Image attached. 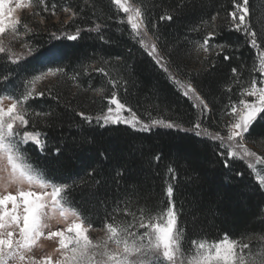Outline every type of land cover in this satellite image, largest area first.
Masks as SVG:
<instances>
[{"label":"trees","instance_id":"1","mask_svg":"<svg viewBox=\"0 0 264 264\" xmlns=\"http://www.w3.org/2000/svg\"><path fill=\"white\" fill-rule=\"evenodd\" d=\"M132 1L149 18V34L165 53L169 71L191 82L211 109L202 123L210 131H222L229 104L236 102L241 89L256 77L260 50L264 49V0H248L246 17L247 28L257 33L261 49L253 48L249 35L235 31L231 23L230 13L242 0ZM55 3L58 13L69 7L78 15L68 24L61 22L63 28L53 24L31 38V46L39 50L30 60L46 56L53 48L65 53L61 60L65 78L57 80L45 96L29 102L31 126L35 121V130L47 135L43 154L27 146L30 162L68 184L74 206L96 227L125 212L139 216L141 211L156 214L166 209V188L171 183L178 227L186 244L218 240L225 234L239 241L264 236V193L247 165L230 160L229 166H224L217 153L226 150L219 148V142L199 140L184 131L158 128L144 133L125 125L101 128L95 124V117L106 111L100 105L102 98L113 91L145 122L151 115L183 122L189 128L194 109L144 48L133 41L129 27L118 23L113 0ZM169 15L171 20L161 19ZM96 24L101 31H89ZM77 27L81 29L78 41L50 39L51 33L62 37ZM208 33H213V41L223 49L196 62L197 44ZM225 55L231 58L225 60ZM11 81L4 80V84ZM97 91L100 94H95ZM81 112L94 118L92 126L82 119ZM253 129L246 142L259 147L264 144V124ZM56 147L61 148L59 156L54 154ZM66 148L72 151L65 152Z\"/></svg>","mask_w":264,"mask_h":264},{"label":"snow or ice","instance_id":"2","mask_svg":"<svg viewBox=\"0 0 264 264\" xmlns=\"http://www.w3.org/2000/svg\"><path fill=\"white\" fill-rule=\"evenodd\" d=\"M113 3L127 14L131 32L139 38L138 42L147 55L168 76L182 96L190 102L195 101L192 103L194 113L193 119L188 122L191 124L189 128H185L183 122L154 118L151 115L148 122H145L113 91L108 99L106 111L95 117V124L101 128L125 125L144 133H151L158 128L184 131L199 140L219 142V148L226 150L217 153L223 158L224 166L227 168L229 161L233 159H250L247 167L255 174L260 188L264 189V171L258 168V166L264 168V156H257L246 144V139L250 138V133L254 130L253 126L264 124V79L259 83L252 79L248 86L239 92L240 98L229 104V110L225 115L230 116L231 120L226 125L225 135L220 131H209L202 121L208 119L211 109L191 82L184 83L169 71L170 65L165 53L158 50L156 43L151 42L148 31L151 26L149 18L139 6L130 4L129 0H113ZM28 8L42 9L55 15L57 4L55 0L51 3L48 0H0V37L9 33L15 40L19 36L18 26L21 25V20L14 13L17 9ZM235 9L230 13L234 30L246 32L251 46L261 49L257 33L248 29L246 25L248 0L237 2ZM62 10L70 12L71 17L78 15L71 12L69 7H62ZM161 19L171 20L172 17L161 16ZM89 31L99 33L101 26L96 24ZM61 38L78 41L81 38V29L77 27L71 34L65 32L62 37L56 33L50 34L52 40ZM100 39L103 40L104 37L100 36ZM210 40H214L213 33H208L199 44V48L205 53L209 52ZM24 47L28 49L29 56L39 50L28 44H24ZM212 47L223 49L220 44H213ZM0 54H4L6 61L11 64H18L23 58L3 40H0ZM64 56L65 53L55 48L50 49L45 58L52 66H45L44 70L30 77L26 76L24 79L27 87L22 85L12 92H7L6 88L0 86V174L7 173L6 176L0 175V182L30 186L27 190L0 191V264H25L27 251L45 234L49 210L52 213L59 211V215L68 222L66 228L49 233V237H59V247L62 250V258L55 264H264V252L254 254L248 243H239L227 234L213 241L192 240L190 246L194 251L190 255L187 254L188 246L183 242V233L178 227V210L172 200L174 190L171 183L166 188L169 200L166 209L156 214L151 210L141 211L138 217H133L132 223L110 218L111 222L105 224L107 232L104 237L97 240L90 237L91 218L74 206L71 191L68 190L69 185L56 181L52 173L31 163L24 151V146L28 144L35 145L42 153L45 151L46 133L35 130L37 127L35 121L32 122L31 130L29 129L32 113L29 112L31 105L28 102L46 95L43 91H36L37 82L50 76L65 75L64 66L61 64ZM230 58L228 55L224 56L225 60ZM98 71L104 73L103 68ZM232 72L235 74L236 69L233 68ZM259 72L264 77V49L260 50ZM11 75L9 73L4 79L7 81ZM115 83L113 81L114 86ZM6 100L9 101L7 105ZM79 115L92 126L94 119L92 116L83 112ZM71 151V148L65 149V152ZM54 154L59 156L61 148L56 147ZM169 172H172V169H169ZM32 187L35 190H31ZM27 264L54 262L50 256L39 262L28 257Z\"/></svg>","mask_w":264,"mask_h":264},{"label":"rangeland","instance_id":"3","mask_svg":"<svg viewBox=\"0 0 264 264\" xmlns=\"http://www.w3.org/2000/svg\"><path fill=\"white\" fill-rule=\"evenodd\" d=\"M129 3L134 5V6H139L136 3H134L132 0H129ZM12 6H14V4ZM139 7L142 9L141 6H139ZM115 11L117 13L118 23L120 25L128 26L130 36L132 37L133 41L139 44V42H138L139 38L135 37L134 34L131 32L130 26L127 22V14L123 13L122 10H120L116 5H115ZM142 11H143V9H142ZM14 15L21 20V25L18 26V28L20 29L19 36L14 40L9 33H5V35L3 37H0V40H3L6 45L10 46L13 49V51H15L17 54L21 55L23 58L20 60V62L18 64H11V63H8L6 61V59L4 58V54H0V86H3L4 88H6L7 92H12L13 89L20 88L22 85H23V87H27V82L24 79L26 76L30 77L32 74H35L41 70H44L45 66H52L51 63L45 58L46 56H44V55H38V57H36L32 60H30V57L32 55H30V56L27 55L28 49L24 47V44H28L31 47V38H32L33 34H35V32L48 30V28L51 27L53 24L60 25L61 22L62 23L64 22L63 23L64 25L68 24L74 18V17H71L70 12L62 11V13H58L56 11V14L52 15L50 12H45L42 9H33V8L17 9L16 12L14 13ZM24 25H26V27H24ZM59 27L63 28L64 26L60 25ZM149 36L151 37L150 34H149ZM151 42L155 43V41L153 40L152 37H151ZM202 42H198L196 51L194 53V57L196 59V62L199 60L203 61V60L209 58L212 54H216L217 52L220 51V49H216V48L212 47V45L216 44V43L213 40H210L209 41V52L205 53L203 51V49L199 48V44ZM158 50H159V48H158ZM259 61H260V56H259ZM87 70H89V69H87ZM9 71H11V72H9ZM9 73L12 74L11 75L12 81H11V83L7 84V82H6L4 84L5 79H3V78L6 75H8ZM15 76H17V78L13 79ZM62 77L65 78V76H57V77H51L50 76V77L45 78L42 81L37 82L36 91L37 92H40V91L48 92L49 88H51V86L54 83H56L57 80H60ZM177 79H179V78H177ZM255 79L258 81V83L261 82L262 79H264V77H262L261 73L259 72V65L257 68V73H256ZM13 80L15 81V85H13L14 84ZM180 80L184 83L188 82V81H184L182 79H180ZM108 93H110V92H108ZM84 94H87V90L84 91ZM95 94H100V91L99 92L97 91ZM36 98H39V97H36ZM109 98H110V96L102 98V100L100 102L102 109H104V108L107 109ZM249 99H252V98H249ZM194 102L195 101L193 100L191 103H194ZM7 103H9V101L6 100L5 105H7ZM29 112H31V108H29ZM125 115H127V112L125 113ZM230 120H231V117L227 115V119L224 122V125L222 127V131H220L222 135L226 134V131H227L226 125L229 123ZM29 129L31 130V123L29 124ZM246 144H247V147L251 151H253L257 154V156H264V144L258 145L259 147L251 145L247 142H246ZM29 145L35 147V145H33V144H28V145L24 146L25 155L27 157H28L29 152H31V150L30 151L27 150V146H29ZM46 147H47V143H46ZM46 147H45V149H46ZM37 151L39 152V154H43L38 149H37ZM233 160H239V159H233ZM239 161H241L245 165H248V163L250 162V159L249 160H239ZM0 175L6 176L7 173L5 172V173H2ZM29 188H30V186H28V185H15V184L8 185V184L0 182V191L27 190ZM31 190H35V188L32 187ZM167 199H168V197H167ZM172 200H173V197H172ZM168 203H169V200H168ZM159 211H161V210H159ZM133 217L134 216L128 215V213L125 212L120 218H117L116 220H124V221H127L129 223H132ZM135 217H138V216H135ZM46 223H47L48 227H46L44 229V232H45L44 236L40 237L36 241V243L33 244L31 246V248L27 251L25 264H27L28 257H31V259L35 262H39V261H42V259L44 257L50 256L51 259L53 260L54 264H55V262H57L58 260H60L62 258L61 257L62 250L59 247V237H49V233L52 231H57V230H61V229L66 228L68 222L65 221L63 219V217H61L59 215V211H57L56 213H52L51 210H49V217L47 218ZM140 231H142V230H140ZM106 232H107V229H106L105 225L102 227H96V226H93L91 224L89 235L92 239L97 240V239L104 237L106 235ZM182 240H183V236H182ZM237 241L239 243H248L249 248L253 251L254 254L264 252V236L258 237L252 241H247V240H242V241L237 240ZM183 242L185 243L184 240H183ZM185 245L188 246L187 254H189V255L192 254L194 249L190 246V243H187V244L185 243ZM245 255H247V250L245 251Z\"/></svg>","mask_w":264,"mask_h":264},{"label":"water","instance_id":"4","mask_svg":"<svg viewBox=\"0 0 264 264\" xmlns=\"http://www.w3.org/2000/svg\"><path fill=\"white\" fill-rule=\"evenodd\" d=\"M259 170L264 171V168H260V166H258ZM253 173V172H252ZM253 175L255 176V174L253 173ZM263 193H264V189H262Z\"/></svg>","mask_w":264,"mask_h":264}]
</instances>
